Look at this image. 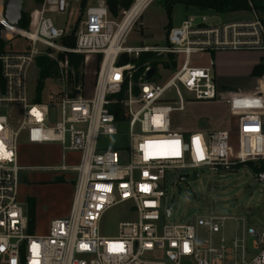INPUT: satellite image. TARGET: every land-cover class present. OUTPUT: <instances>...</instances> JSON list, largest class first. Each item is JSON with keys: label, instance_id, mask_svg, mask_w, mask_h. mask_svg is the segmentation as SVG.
<instances>
[{"label": "built area", "instance_id": "1", "mask_svg": "<svg viewBox=\"0 0 264 264\" xmlns=\"http://www.w3.org/2000/svg\"><path fill=\"white\" fill-rule=\"evenodd\" d=\"M72 1L42 0L30 32L9 25L0 30L1 40H7L9 29L28 39L24 47L0 50V264H264V225L214 212L165 223L171 208L167 215L163 190L167 174L186 180L187 171L200 177L205 169L219 173L264 161V75L251 91H227L217 83L214 61L203 65L196 58L219 51L264 52V21L257 11L249 2V18L225 23L189 15L168 29L165 45L125 47L126 35L152 0H133L118 19L110 16L106 0H95L78 23L74 47L67 48L60 40L69 34L71 21L56 26L49 14L73 15ZM68 52L98 58L88 91L84 82L69 90L66 59H57ZM141 54L173 57L177 68L158 83V66L147 81L149 63L117 64L122 55ZM42 55L57 61L62 82V90L47 102L36 100L28 80ZM186 102L225 104L229 129L173 126L171 114L185 109ZM123 136L125 145L100 142ZM253 136L258 137L255 146ZM22 137L78 154L75 165L59 167L74 175L69 214L52 221L43 235L28 231L19 195ZM255 174L264 184V169ZM121 204L133 219L120 222L116 236L101 235L103 214ZM227 221L233 222L230 236Z\"/></svg>", "mask_w": 264, "mask_h": 264}, {"label": "rangeland", "instance_id": "2", "mask_svg": "<svg viewBox=\"0 0 264 264\" xmlns=\"http://www.w3.org/2000/svg\"><path fill=\"white\" fill-rule=\"evenodd\" d=\"M123 1V0H122ZM166 0H152L143 9L141 16L132 29L126 35L123 46H163L166 44V35L170 27L178 26L182 20L189 15L204 14L209 17L211 23H225L243 18H249V11H234L223 14L213 13L211 11H202L193 6H186L182 3L172 4L170 10L164 5ZM95 0H88L84 9L80 10V1L73 0L70 10L73 15L68 14H49L56 26H64L65 22L71 21L69 34L73 33L78 23L84 18L85 10ZM257 3V2H256ZM258 4V3H257ZM39 4H35L33 0H24L22 11L29 16L30 25L25 28L27 32L31 31L36 17ZM119 7L116 19L120 18ZM125 9V8H124ZM2 7L0 6V16ZM258 15L264 20V13L257 10ZM68 34V35H69ZM4 42L6 49H17L24 47L28 39L19 34L17 29L6 30ZM249 51H223L212 54H200L196 56L201 63L207 64L209 58L215 63L220 61L221 66L225 67L227 73H221L215 70L217 83L224 90L233 92H247L255 88L256 81L260 76H252L244 74V68L248 64ZM264 55V52H259ZM217 55V56H216ZM152 60L155 54H151ZM131 58L133 56H130ZM161 61H168L166 57H162ZM264 63V58L261 60ZM98 58L83 55V82L86 84V91L91 88L94 79L95 68ZM146 64V63H145ZM217 67V65H216ZM177 64L169 67L158 65V73L155 81L161 83L171 76ZM243 72V73H241ZM37 79V67L32 65L28 72V80L30 87L35 89ZM60 79H47L43 83V89L40 93L41 102H47L51 94H57L62 90ZM185 109L182 111H174L171 114L172 124L182 130H193L208 127L210 129L226 128L229 129V113L228 107L221 102H186ZM2 113V111H0ZM235 138V137H234ZM236 138L234 139L235 142ZM101 144L106 147H114L126 144V137H103L100 139ZM24 144V145H23ZM23 150L33 152L41 150L36 146H29L25 142V138H21ZM48 152V150H46ZM51 153V151H50ZM74 153V152H72ZM53 154V153H51ZM72 161H75L73 159ZM264 164V161H246L233 166L230 170H221L219 173L212 172L210 174H202L196 180H192V172L187 171L186 180H177L175 176L166 175L165 186V204L171 206V215L165 218V223H184L193 219L197 215L206 212H214L226 216L244 217L249 223L254 225H264V184L256 180V170ZM253 166V167H252ZM48 173V171H46ZM55 173V172H50ZM133 215L127 211V205L121 204L114 206L103 214L99 231L103 236H116L117 226L120 222L131 221ZM233 222L227 221L226 234L232 235ZM45 226H36L32 230V234H42Z\"/></svg>", "mask_w": 264, "mask_h": 264}, {"label": "crops", "instance_id": "3", "mask_svg": "<svg viewBox=\"0 0 264 264\" xmlns=\"http://www.w3.org/2000/svg\"><path fill=\"white\" fill-rule=\"evenodd\" d=\"M257 1L264 2V0ZM249 52L250 53L247 55L249 61L243 70L244 74L251 75L253 67L261 63L264 55H261L257 51ZM215 53L216 52L210 54L215 56ZM221 64L222 63H220L217 57L216 63L214 62V75L215 70L216 72L219 71L220 74L229 72L224 69L225 67L221 66ZM231 122L232 121H229V127ZM198 129L204 131L211 130L208 127ZM250 140H252V142L250 141L251 146H255L258 137L253 136ZM23 145H19L18 147V163L21 167L19 171V195L21 201L24 202L27 217L28 202H31L33 210V229L36 226H45V230L42 233L43 235L48 233L52 221L65 218L69 214L73 196L74 175L71 172L61 171L59 167L62 165H75L78 154L64 151L59 145L54 143H27L29 146H36L41 149L33 152L23 150ZM46 150H48V152ZM50 151L53 154H51ZM73 159H75V161H72ZM46 171H48V173ZM50 172L55 173L52 174Z\"/></svg>", "mask_w": 264, "mask_h": 264}, {"label": "trees", "instance_id": "4", "mask_svg": "<svg viewBox=\"0 0 264 264\" xmlns=\"http://www.w3.org/2000/svg\"><path fill=\"white\" fill-rule=\"evenodd\" d=\"M35 4H40L42 0H33ZM88 0H81L80 2V10L84 9L87 5ZM133 0H106L109 13L111 17L117 15V10L119 7H123L125 9L129 8ZM249 2L257 11H262L264 13V2L257 0H166L164 5L170 10L172 4L182 3L186 6L197 7L201 10H210L213 13L223 14L227 12L234 11H248L249 10ZM258 4H257V3ZM29 16L25 11L21 13V19L19 20L18 27L21 29L28 28L30 25ZM264 21V20H262ZM76 30V29H75ZM60 44L67 48H73L75 44V31L60 40ZM4 48V42L0 39V50ZM162 56H155V59L152 60L151 54H141L138 58H129L126 55H122L117 61L118 65H124L126 63H131L135 67H142L145 63H149L151 66L157 68L159 64L163 65V67H169L170 64L172 66L175 65L173 63V57H169V62L161 61ZM58 60L66 59L67 62V84L69 90H73L74 86L83 84V55L75 54V53H58ZM100 59V56H99ZM34 64L37 67V79L35 84L36 91V100H40V93L43 89V83L47 79H57L59 76V69L57 65V61L49 58L46 55L38 56L34 60ZM252 76H262L264 75V63L256 64L251 72ZM72 94V93H71ZM253 167V166H252ZM260 169H264V164L261 165ZM258 170V169H257ZM255 168V171H257ZM32 206L31 202H28V231L31 233L33 226V214H32Z\"/></svg>", "mask_w": 264, "mask_h": 264}, {"label": "water", "instance_id": "5", "mask_svg": "<svg viewBox=\"0 0 264 264\" xmlns=\"http://www.w3.org/2000/svg\"><path fill=\"white\" fill-rule=\"evenodd\" d=\"M24 0H4L2 7V17L4 19V23H0V30L4 28V26H18L19 20L21 19L22 13V5ZM156 68L150 67L149 70L145 73V80H150L151 77L155 74ZM203 174H208V170L205 169L202 171ZM199 178V173L194 172L192 174V180H196ZM179 179L182 181L185 179L184 175H181ZM170 206L166 207V214H170Z\"/></svg>", "mask_w": 264, "mask_h": 264}, {"label": "snow or ice", "instance_id": "6", "mask_svg": "<svg viewBox=\"0 0 264 264\" xmlns=\"http://www.w3.org/2000/svg\"><path fill=\"white\" fill-rule=\"evenodd\" d=\"M37 116H39V114L37 113ZM197 140H198V138H197ZM174 143H178V141L177 142H174Z\"/></svg>", "mask_w": 264, "mask_h": 264}, {"label": "bare ground", "instance_id": "7", "mask_svg": "<svg viewBox=\"0 0 264 264\" xmlns=\"http://www.w3.org/2000/svg\"><path fill=\"white\" fill-rule=\"evenodd\" d=\"M141 1H142V0H140L139 3H141ZM135 8H136V6H135Z\"/></svg>", "mask_w": 264, "mask_h": 264}]
</instances>
